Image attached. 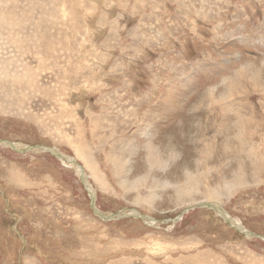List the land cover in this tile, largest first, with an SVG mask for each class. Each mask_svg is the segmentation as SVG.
<instances>
[{
	"label": "rangeland",
	"instance_id": "1",
	"mask_svg": "<svg viewBox=\"0 0 264 264\" xmlns=\"http://www.w3.org/2000/svg\"><path fill=\"white\" fill-rule=\"evenodd\" d=\"M0 140V264H264V0H0Z\"/></svg>",
	"mask_w": 264,
	"mask_h": 264
},
{
	"label": "bare ground",
	"instance_id": "2",
	"mask_svg": "<svg viewBox=\"0 0 264 264\" xmlns=\"http://www.w3.org/2000/svg\"><path fill=\"white\" fill-rule=\"evenodd\" d=\"M1 141V143H4V144H6V145H8V146H10V147H17V148H19V150H25L26 148H21V147H18V144H12L11 142H9V141H5V140H0ZM30 147H28V149H29ZM36 149L35 147H31L29 150H33V149ZM38 150H40V149H42V148H37ZM47 149V148H46ZM50 150V149H49ZM53 151H54V153L56 154V155H58L59 157H61V158H66V162L64 161V163L66 164V163H69L70 164V166H72V165H76V167L75 168H77V171H78V173L81 175V177H82V180H84V182L87 184V187L89 188V190H90V193H91V195L94 197V189H93V187H92V185L90 184V182H89V180H88V178H87V175L84 173V171H83V169L78 165V163H77V161H76V159L74 158V157H70L69 155H62L61 153H58L57 152V149H52ZM60 152V151H59ZM67 161H69V162H67ZM69 164H67V165H69ZM96 198V197H95ZM94 199V198H93ZM210 203H212V202H210ZM209 203V204H210ZM211 205H213V203L211 204ZM207 206V205H206ZM93 207H94V204H93ZM216 207V206H215ZM210 208V207H209ZM95 211H97V210H95ZM137 212V211H136ZM135 214V213H134ZM134 214H132V216H134ZM137 214H135V216H136ZM223 216H224V218L229 222V223H232L233 225H235L236 227H239V222L238 221H236V222H234L233 220H232V218H231V216H229V215H227V214H223ZM111 217H113V216H111ZM110 217V218H111ZM240 229H241V227H239Z\"/></svg>",
	"mask_w": 264,
	"mask_h": 264
},
{
	"label": "water",
	"instance_id": "3",
	"mask_svg": "<svg viewBox=\"0 0 264 264\" xmlns=\"http://www.w3.org/2000/svg\"><path fill=\"white\" fill-rule=\"evenodd\" d=\"M14 149L18 150L17 147H15ZM18 151H21V150H18ZM123 213H124V211L122 210V211L117 212L116 215H122ZM144 218H147L148 219V217H144ZM253 235H255V234H253ZM255 236L258 237V235H255Z\"/></svg>",
	"mask_w": 264,
	"mask_h": 264
}]
</instances>
